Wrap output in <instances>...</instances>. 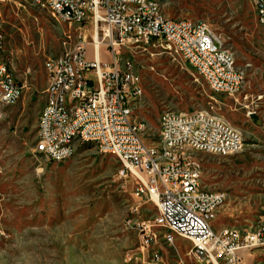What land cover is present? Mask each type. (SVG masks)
Here are the masks:
<instances>
[{
  "label": "rangeland",
  "instance_id": "1",
  "mask_svg": "<svg viewBox=\"0 0 264 264\" xmlns=\"http://www.w3.org/2000/svg\"><path fill=\"white\" fill-rule=\"evenodd\" d=\"M158 1L167 17L202 20L221 36L246 83L235 96L215 93L173 43L125 40L116 51L132 61L143 88L134 117L147 124L148 143L158 142L165 111H205L238 129L244 138L238 153L195 155L203 187L226 194L213 228L254 230L264 223V25L249 0ZM94 29L92 21H59L34 0H0L2 54L24 87L16 104L0 108V264H141L148 258L140 232L128 223L135 183L119 176L117 156L92 142L80 143L62 163L33 151L47 85L44 62L82 41L81 32L92 56ZM112 52L103 46L101 59L110 62ZM140 213L152 219L158 209L144 203ZM191 246L175 235V245H163L165 263L192 264ZM240 253L244 264H264V247Z\"/></svg>",
  "mask_w": 264,
  "mask_h": 264
},
{
  "label": "built area",
  "instance_id": "2",
  "mask_svg": "<svg viewBox=\"0 0 264 264\" xmlns=\"http://www.w3.org/2000/svg\"><path fill=\"white\" fill-rule=\"evenodd\" d=\"M53 12L59 21L84 25L92 21L94 53L88 55L84 35L82 41L63 54L44 62L47 85L45 101L37 118V137L33 148L37 157L74 153L72 147H60L62 138L102 137L100 152L123 151V169L119 176L135 183L131 193L136 201L131 207L132 217L138 220L142 248L148 258L141 264H166L163 245H175V238L165 232L155 236V225L175 224L179 237L191 241L192 264H244L241 250L264 247V223L254 230L241 231L223 227L216 231L212 223L226 196L222 191L207 190L202 185L203 165L195 153L229 156L241 151L242 133L216 115L203 111L194 113V121H186L179 111H165L159 117L157 143L145 139L147 124L134 117V106L143 94L135 87V95H128V87L140 80L130 59H121L116 46L125 40L163 41L176 38L184 44L195 62L210 73L213 85L221 94L235 96L243 91L246 81L234 70L236 57H222L219 43L222 37L214 32L207 38L208 25L202 20L171 18L157 15V0H34ZM258 23L264 25V0L253 6ZM79 3L94 8V17L79 13ZM106 41V42H105ZM113 49L111 61L101 59L102 47ZM4 35L0 30V50ZM75 60H83V87H76L71 74ZM122 61H129V69H122ZM0 78L9 86L2 106L16 104L23 93L10 66L0 63ZM78 90L75 108L77 121H69L65 95ZM215 117V124H208ZM55 127H62V136H55ZM220 133V142L204 139V131ZM224 142H233V151H224ZM151 203L158 209L152 219L141 217V207ZM152 252H159V260H152ZM180 264H188L180 262Z\"/></svg>",
  "mask_w": 264,
  "mask_h": 264
},
{
  "label": "bare ground",
  "instance_id": "3",
  "mask_svg": "<svg viewBox=\"0 0 264 264\" xmlns=\"http://www.w3.org/2000/svg\"><path fill=\"white\" fill-rule=\"evenodd\" d=\"M253 6H260V0H253ZM157 7H160V3L157 0ZM79 13L84 15V17H94V8H88L86 3H79ZM157 15H162V17H167L161 8H157ZM256 16V15H255ZM258 21V17H256ZM207 38H214V32L207 28ZM165 40L173 43L178 49L179 53L183 56L188 65L197 73L201 78L205 80L210 89L215 93H220V89L213 85V79L210 77V73L205 71L204 68L197 64L191 53L186 51L184 44L177 41L176 38H165ZM223 41L219 43V52L222 57H230V50L223 45ZM93 45V43H92ZM3 50H0V63H5L3 57ZM130 65H134L130 60ZM122 69H129V61H122ZM234 70L242 76V81H246V73L243 69L237 67L236 60L234 61ZM71 74L76 87H83L84 75H83V60H75L73 66H71ZM135 87H141L140 80H134V87H128V95H135ZM6 94H9V86L5 85V79L0 78V102H4L6 99ZM78 97V90H70L68 94L65 95V108H67V117L69 121H77L78 108H75V103ZM194 113H202L199 110L180 112L186 118V121H194ZM208 124H215V117H208ZM229 124V123H227ZM55 136H62V127H55ZM204 139H211L212 143L220 142V133L214 130L204 131ZM92 142L94 143L100 151V145L102 144V137H87V138H62L60 139V147H72L73 152H76L80 143ZM224 151H233V142H224ZM104 154H112L117 156L123 163V151L119 150H106ZM74 153L59 154L49 157L48 155H41L40 158L46 161L62 163L70 159ZM123 169V166L120 170ZM224 196L226 194L224 193ZM130 226L138 229V220H129ZM161 228L170 238H175V235L179 236V230L176 228L175 224H159L155 225V236H163L158 229ZM152 260H159V252H152ZM145 261V260H143Z\"/></svg>",
  "mask_w": 264,
  "mask_h": 264
},
{
  "label": "crops",
  "instance_id": "4",
  "mask_svg": "<svg viewBox=\"0 0 264 264\" xmlns=\"http://www.w3.org/2000/svg\"><path fill=\"white\" fill-rule=\"evenodd\" d=\"M244 256V255H243Z\"/></svg>",
  "mask_w": 264,
  "mask_h": 264
}]
</instances>
